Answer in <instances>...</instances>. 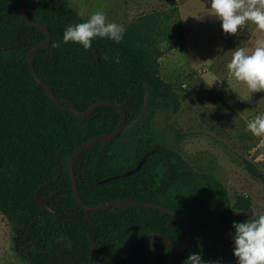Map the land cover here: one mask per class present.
I'll return each instance as SVG.
<instances>
[{
    "label": "trees",
    "instance_id": "obj_1",
    "mask_svg": "<svg viewBox=\"0 0 264 264\" xmlns=\"http://www.w3.org/2000/svg\"><path fill=\"white\" fill-rule=\"evenodd\" d=\"M30 2L0 0V213L11 224L17 254L30 264H151L150 235L161 234L177 246L188 242L184 224L167 211L121 203L87 213L78 204L69 159L83 143L114 132L123 114L114 105H102L82 119L69 108L83 113L108 101L125 110V127L115 139L77 155L81 200L86 205L155 202L180 213L190 225L191 244L170 261L172 245L155 242L156 264H184L190 252L206 262L229 264L234 205L227 187L179 152L155 143L156 112H178L182 102L161 77L158 56L135 40L150 38V19L129 29L135 39L116 43L97 37L85 50L64 43L63 33L69 24L87 19L71 6L36 0L28 17L50 30L51 42L31 56L47 33L24 17ZM183 40L181 33L174 45ZM31 60L59 103L34 78ZM145 156L138 171L124 175ZM242 163L264 185V171L250 159ZM44 184L39 193L58 214L36 202V190Z\"/></svg>",
    "mask_w": 264,
    "mask_h": 264
},
{
    "label": "rangeland",
    "instance_id": "obj_2",
    "mask_svg": "<svg viewBox=\"0 0 264 264\" xmlns=\"http://www.w3.org/2000/svg\"><path fill=\"white\" fill-rule=\"evenodd\" d=\"M46 1L84 10L86 19L103 11L108 22L125 27L126 40L135 39L130 28L150 19V38L135 40L158 56L161 77L180 93L182 102L178 112H156L155 143L179 152L195 169L215 175L228 189L234 221L264 214V185L242 163L243 158L250 159L264 171V137L246 131L247 122L264 113V91L251 93L233 80L230 87L234 91L227 79L211 86L215 78H227L231 51L254 47L257 40L264 39V33L250 24L237 35H226L220 22L207 14L208 0ZM181 33L184 40L174 45ZM218 47L223 51L217 52ZM14 235L0 213V264H30L14 250ZM229 264H237L233 242Z\"/></svg>",
    "mask_w": 264,
    "mask_h": 264
},
{
    "label": "clouds",
    "instance_id": "obj_3",
    "mask_svg": "<svg viewBox=\"0 0 264 264\" xmlns=\"http://www.w3.org/2000/svg\"><path fill=\"white\" fill-rule=\"evenodd\" d=\"M207 14L214 16L220 22L222 31L226 35H237L250 24L264 33V0H208ZM77 15L84 17L85 11L81 10ZM125 31L122 24L108 22L103 11H96L86 21L66 26L63 42L78 43L88 50L97 37L107 38L116 43L121 42ZM221 51L222 48L218 47L217 52ZM104 59H108V56L105 55ZM116 63H119L118 56ZM226 68L227 78H215L211 86L215 82L222 84L224 79H227L229 87L235 80L244 84L251 93L264 91V39L257 40L251 48H234ZM246 131L254 137H264V113H258L248 121ZM232 227L235 229L232 236L233 255L237 258V264H264V214L257 216L253 213L247 220L233 221ZM184 264H219V262H206L199 253L190 252Z\"/></svg>",
    "mask_w": 264,
    "mask_h": 264
},
{
    "label": "water",
    "instance_id": "obj_4",
    "mask_svg": "<svg viewBox=\"0 0 264 264\" xmlns=\"http://www.w3.org/2000/svg\"><path fill=\"white\" fill-rule=\"evenodd\" d=\"M35 1L36 0H31V2L28 5L25 6V8L23 9V15L29 21L30 24H32L34 26H38L39 28L44 29V31L47 33V38L42 43H40L39 45H37L36 47H34L32 49L31 56H33L38 49H40L42 47H45V46H48L50 44V42H51L50 30L48 28H46L45 26L41 25V24L32 22L29 19V17H28L27 10L29 9V7L31 5H33L35 3ZM30 68H31V72H32L34 78L45 88V90L47 91L48 95L53 99L54 102L59 103V100L52 94L49 85L41 77H39V75L36 73V71L34 69V66H33V63H32V60L30 61ZM102 105H111V106L114 105V106H116L122 112L123 120H122L121 124L119 125V127L114 132L105 134L103 136L94 138V139H92V140H90L88 142L83 143L81 146H79L76 149L75 153L70 157L69 163H68V168H69L70 177H71V180H72V187H73V191H74V194H75V198H76L78 204L87 213H89L91 211L105 210V209H108L111 206L118 205V204H121V203H128V204H133V205H136V206L153 207V208L161 209V210L167 211V212L171 213L172 215L176 216L184 224V226L188 230V242L184 246L175 245L172 242L171 239L166 238L165 236H163L161 234H152V235H150L148 237L149 249H150V252L153 255V259H152V263L151 264H156V262H157V251H156L154 243L155 242H159V241H163L165 243H169V244L172 245L173 249L170 252V261H172L173 258H174V252L175 251H178V252L179 251H184L185 249H187L190 246L192 238H193L192 231H191L189 223L187 222V220L180 213H178L177 211H175V210H173V209H171V208H169V207H167L165 205L158 204V203H155V202L135 201V200H131V199H118V200L113 201V202L108 203V204L86 205L81 200V198L79 197V194H78V191H77L76 174H75V169H74V161H75L77 155L81 151H83L85 148H87L89 146H92V145H94L95 143H97L99 141H102L104 139H115L123 131V129L125 127L126 114H125V110L121 106L115 105V104H113L111 102H108V101H103V102L96 103L92 107H90L87 111H85L83 113L77 112L72 107L69 108L71 111H74L79 118L84 119V118L88 117L95 108H97L98 106H102ZM145 161H146V156L143 157V159L138 163V165L135 168L126 171L124 173V175L128 176V175H131V174L135 173L136 171H138L142 167V165L144 164ZM112 178L113 177L104 179L101 182H107L108 180H110ZM45 185L46 184L42 185L41 187H39L36 190V193H35L36 202H37V204L39 206L44 207L45 209H47V210H49V211H51V212H53L55 214H58L59 211L57 209H55L54 207L49 206L47 204V197L41 196L40 193H39L40 189L43 188Z\"/></svg>",
    "mask_w": 264,
    "mask_h": 264
}]
</instances>
